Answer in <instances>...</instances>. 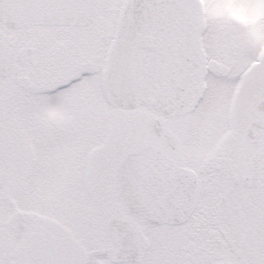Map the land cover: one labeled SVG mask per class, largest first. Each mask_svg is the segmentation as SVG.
<instances>
[{
	"label": "snow or ice",
	"instance_id": "6c2138e0",
	"mask_svg": "<svg viewBox=\"0 0 264 264\" xmlns=\"http://www.w3.org/2000/svg\"><path fill=\"white\" fill-rule=\"evenodd\" d=\"M0 264H264V0H0Z\"/></svg>",
	"mask_w": 264,
	"mask_h": 264
}]
</instances>
